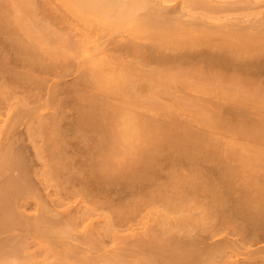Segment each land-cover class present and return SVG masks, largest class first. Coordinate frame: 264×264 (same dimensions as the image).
Listing matches in <instances>:
<instances>
[{
	"label": "rangeland",
	"instance_id": "374dc122",
	"mask_svg": "<svg viewBox=\"0 0 264 264\" xmlns=\"http://www.w3.org/2000/svg\"><path fill=\"white\" fill-rule=\"evenodd\" d=\"M97 4L0 0V264H264V0Z\"/></svg>",
	"mask_w": 264,
	"mask_h": 264
},
{
	"label": "bare ground",
	"instance_id": "6f19581e",
	"mask_svg": "<svg viewBox=\"0 0 264 264\" xmlns=\"http://www.w3.org/2000/svg\"><path fill=\"white\" fill-rule=\"evenodd\" d=\"M66 1H67L68 4H70V5L73 7V9H75V10L78 12V13H76V14H77V15L79 14V16H80V15H84V14H85L86 16H88V14H91V10H88L87 7H90V8H91V7H92V3H93V7H92V8H94L92 11L94 12L95 9H96V7L98 6V4H97L98 2H99V3H100V2H101V3H102V2H105V0H100V1H99V0H96V1H95V0H66ZM109 1H110V0H109ZM218 1H219V0H218ZM106 2H107V1H106ZM137 2H138V1H136V3H137ZM143 2H144V1H143ZM132 3L134 4L135 2H132ZM132 3H130V4H132ZM136 3H135V4H136ZM130 4H129V5H130ZM133 4H132V5H133ZM135 4H134L133 6L130 5V6H129L130 8H129L128 10L126 9V6H125V8H123V9H124V10H123V11H124L123 13H124L126 16H129V15H128L129 13H132V11L134 12V10H132V8H133L134 6H136V7L139 6V5H135ZM137 4H138V3H137ZM94 5H97V6L95 7ZM145 5H146V4H145ZM121 7H122V6H121ZM127 7H128V6H127ZM131 7H132V8H131ZM163 7H164V6H163ZM98 8H99V7H98ZM98 8H97V9H98ZM165 8H166V7H165ZM165 8H164V9H165ZM86 9H87V10H86ZM97 9H96V10H97ZM101 9H102V8H101ZM116 9H117V8H116ZM125 9H126L127 11H125ZM133 9H134V8H133ZM135 9H137V8H135ZM138 9H139V8H138ZM138 9H137V10H138ZM160 9H163V8H160ZM99 10H100V9H99ZM120 10L122 11L121 8H120L118 11H120ZM129 10H130V12H129ZM88 11H90V12L87 14ZM160 11H161V10H160ZM166 11H167V10H166ZM169 11H170V10H169ZM169 11H168V12H169ZM172 11H173V10H172ZM93 12H92V14H93ZM96 12H97L96 15H98V11H96ZM101 12H102V11H101ZM104 12H106V11H104ZM163 12H164V11H163ZM179 12H180V11H179ZM120 13H122V12H120ZM123 13H122V15H123ZM92 14H91V15H92ZM99 14H101L100 11H99ZM102 14H103V13H102ZM104 14H105V13H104ZM133 14H134V13H133ZM178 14H179V13H178ZM91 15H90V16H91ZM125 15H124V16H125ZM92 16H93V15H92ZM149 16H150V15H149ZM157 16H159V15L157 14ZM157 16H156V17L154 16V18L157 19ZM84 17H85V16H84ZM130 17H131V15L129 16V18H130ZM147 17H148V16L144 17V19L147 18ZM171 18H172V17H171ZM144 19H143V17H142V19H141V21H140V23H139L140 26L137 28L138 30L136 31V35H135V36H137V34H139V35H144V34H147V33H148V32H147V33L145 32L146 30H145L144 27H143L144 24H145V20H146V23H148L149 25H153V26H155V24H153V22H152V24L149 23V21H150V20H148V19H150L149 17H148L147 19H145V20H144ZM152 19H153V18H151V20H152ZM156 19H155V20H156ZM167 19H168V18H167ZM127 20H128V19H127ZM158 20H159V19H158ZM168 21H169V20H168ZM113 22L115 23V20H114ZM117 22H118V20H117ZM117 22H116V24H118ZM127 22H128V21H127ZM137 22H139V21H137ZM158 22H160V21H158ZM161 22H162V21H161ZM170 22H171V21H170ZM114 23H112V24L115 25ZM164 23H167V22L165 21ZM164 23H160V24H162V25L164 26ZM112 24H111V25H112ZM168 24H169V23H168ZM170 24H171V23H170ZM170 24H169V26H170ZM172 24H174V23H172ZM183 24H184V23H183ZM118 25H120V24H118ZM156 25H157V24H156ZM166 25H167V24H166ZM113 27H114V26H113ZM117 27H118V26H117ZM121 27H122V26H121ZM177 27L180 28L179 26H177ZM177 27L175 26V27L173 28V27L170 26V29L173 28L172 30H174V29L176 30ZM149 28H150V27H149ZM158 28H161V29H162L163 27H161V25L159 26V24H158ZM181 28H182V27H181ZM181 28H180V29H181ZM185 28H187V26H186ZM185 28H184V29H185ZM142 29H143V30H142ZM151 30H153L152 33H151V34H153V33H154V28H153V29H150V31H151ZM162 30L166 31L165 28H163ZM175 30H174V31H175ZM178 30H179V29H178ZM189 30H190V29H189ZM169 31H170V30H169ZM179 31H180V30H179ZM182 31H183V30H182ZM144 32H145V33H144ZM155 32H157V30H156ZM167 32H168V31H167ZM149 33H150V32H149ZM164 33H165V34H164ZM134 34H135V32H134ZM155 34H158V32L155 33ZM162 34H163V35H162V36H163V40H165V37H166V38L169 37V36H168L169 33L166 34V32H162ZM165 35H166V36H165ZM133 36H134V35H133ZM135 36H134V37H135ZM148 36H150V35H148ZM148 36H147V37H148ZM153 36H154V34H153ZM158 36H160V34H159ZM150 37H151V36H150ZM137 38H139V36H137ZM167 40H168V39H167ZM161 41H162V40H161ZM165 41H166V40H165ZM100 62H101V61H100ZM101 63H105V62L103 61V62H101ZM122 73H123V72H122ZM129 73H130V72H129ZM129 73H126L127 75H125V76H128ZM120 74H121V73H120ZM120 74H119V75H120ZM116 75H117V74H116ZM123 75H124V74H123ZM123 75H121V76H123ZM129 76H131V75H129ZM112 77H113V76H111V78H110L111 81L113 80ZM123 77H124V76H123ZM125 78H127V77H125ZM114 79H116V78L114 77ZM123 79H124V78H123ZM128 79H130V78L128 77ZM122 81H123V80H122ZM124 81H125V80H124ZM250 261H251V260H250Z\"/></svg>",
	"mask_w": 264,
	"mask_h": 264
}]
</instances>
